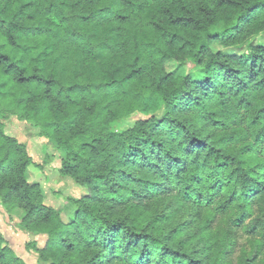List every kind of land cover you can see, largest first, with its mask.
I'll return each instance as SVG.
<instances>
[{
  "label": "trees",
  "instance_id": "1",
  "mask_svg": "<svg viewBox=\"0 0 264 264\" xmlns=\"http://www.w3.org/2000/svg\"><path fill=\"white\" fill-rule=\"evenodd\" d=\"M264 0H0V203L48 264H264ZM194 60L204 76L176 72ZM124 128L115 131L112 122ZM246 235L250 247L240 243ZM0 264H26L0 235Z\"/></svg>",
  "mask_w": 264,
  "mask_h": 264
},
{
  "label": "rangeland",
  "instance_id": "2",
  "mask_svg": "<svg viewBox=\"0 0 264 264\" xmlns=\"http://www.w3.org/2000/svg\"><path fill=\"white\" fill-rule=\"evenodd\" d=\"M258 44L264 45V32L255 36L244 45L228 49L227 52L239 55L248 54L250 52L249 45ZM176 75H189L195 80H200L203 78L204 73L198 64L190 59L179 68ZM0 119L17 131L19 139L26 143L29 154L36 158L31 168L35 179L42 186L59 190L66 196H75L78 193L81 186L76 179L73 176L60 173L54 168V164L52 165L54 160L47 156L45 147L40 143L41 132L37 127L25 125L19 122L17 118L11 116L0 115ZM111 128L115 131H120L124 128V125L115 121L112 122ZM24 216V210L19 208L12 209L0 203V235L8 240L15 253L26 264H48L38 253L27 248L28 242L34 238V233L28 232L21 227L20 222ZM239 240L247 248L250 247L246 235H241Z\"/></svg>",
  "mask_w": 264,
  "mask_h": 264
}]
</instances>
